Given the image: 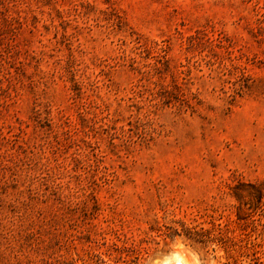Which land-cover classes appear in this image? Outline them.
Masks as SVG:
<instances>
[{
    "label": "rangeland",
    "instance_id": "rangeland-1",
    "mask_svg": "<svg viewBox=\"0 0 264 264\" xmlns=\"http://www.w3.org/2000/svg\"><path fill=\"white\" fill-rule=\"evenodd\" d=\"M239 182H264V0H0V264L264 262Z\"/></svg>",
    "mask_w": 264,
    "mask_h": 264
},
{
    "label": "trees",
    "instance_id": "trees-1",
    "mask_svg": "<svg viewBox=\"0 0 264 264\" xmlns=\"http://www.w3.org/2000/svg\"><path fill=\"white\" fill-rule=\"evenodd\" d=\"M230 191L231 197L237 202V204L235 205L237 223L245 222L250 217L254 216L263 204L264 182L256 184L239 182L237 185L231 187ZM184 226L185 228L183 230V233L191 242L204 246L215 245L228 252V249L230 247L229 242L231 240L227 238V236L225 237L223 235L222 228H220L221 225L216 226L215 224H213V227L210 229H205L204 227H200L199 225L188 226L185 224ZM180 234L182 233H179V235ZM126 249L130 250L131 248L124 247V250ZM254 255L256 256L253 259V261H255V264H264V262H262L257 256V251Z\"/></svg>",
    "mask_w": 264,
    "mask_h": 264
},
{
    "label": "bare ground",
    "instance_id": "bare-ground-1",
    "mask_svg": "<svg viewBox=\"0 0 264 264\" xmlns=\"http://www.w3.org/2000/svg\"><path fill=\"white\" fill-rule=\"evenodd\" d=\"M179 260V259H178ZM173 262V261H172ZM179 262V261H178ZM181 262V261H180ZM175 264H177V263H175Z\"/></svg>",
    "mask_w": 264,
    "mask_h": 264
}]
</instances>
